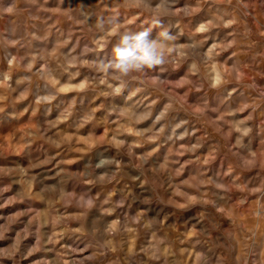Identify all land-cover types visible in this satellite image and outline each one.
<instances>
[{
    "label": "rangeland",
    "instance_id": "obj_1",
    "mask_svg": "<svg viewBox=\"0 0 264 264\" xmlns=\"http://www.w3.org/2000/svg\"><path fill=\"white\" fill-rule=\"evenodd\" d=\"M121 3L122 0H0V79L9 74L10 84L16 89L0 88V97H3L0 99V264H154L148 251L151 232L138 224L143 205L133 197L119 203L116 212L121 221L131 219L130 230L123 231L117 238L121 245L119 250L106 251L90 246L91 238L82 231L89 218H96L95 211L89 217L82 216L83 210L74 202L54 203L41 191L44 185L59 182L66 184L73 194L91 192L102 201L113 187L120 189L127 185L133 190L138 187L140 181L132 179L133 175H139L131 167L134 161L107 142L114 127L110 112L125 103L124 97L105 98L98 95V89L89 88L83 92H57L50 104H37L38 94L56 90L46 89L42 81L34 78L28 97L18 99L25 86H18L17 80L25 73L20 65L10 67L8 63L12 56L23 58L34 52L52 53L54 65L55 58L63 52L74 50L77 55L97 54L92 45L95 33L90 27L91 21L84 23L87 13L111 14L118 11L127 24L137 28L150 26V18L145 13L121 7ZM185 3L194 7L193 14L173 20L184 33L182 39L194 35L197 25L215 10L207 3L197 5V0H180L178 7ZM249 4L250 10L257 14L256 21L249 20L256 33L258 29H264V9L259 7V0H249ZM10 7L14 9L12 13L7 11ZM226 31L219 30V36L223 37ZM252 40L255 46L247 54L240 55L239 59L248 64L245 82L254 81L255 89L241 88L240 91L245 96H264V38L254 34ZM231 51L234 49L223 53L221 59L229 56ZM255 52L261 55L253 59ZM36 67H40V63ZM86 75H89L87 70H82L73 83H79ZM177 75L173 73L165 86L172 88L181 101L192 105L198 94L180 88L175 79ZM66 80L67 77L62 76L60 84H65ZM152 94L157 95L155 92ZM142 97L143 93L134 100ZM240 99L238 92L233 96V106ZM92 109H97L95 118L85 122ZM65 111L71 112L66 120L62 119ZM196 126L200 128L198 135L204 137V148L198 155L206 156L210 145H220L219 154L211 159L210 164L195 163L191 154L177 153L171 145H167L150 158L145 176L153 178L151 168L170 159L175 161L174 167L182 171L180 179L189 180L193 185L190 191L195 192L202 173L207 169L227 187L226 199L220 201L224 209L217 211L211 207H197L191 212H180L159 202L168 201L172 191L158 189L156 193H150L153 196L151 215L164 220L163 229L176 242L178 249H189V252L194 246L203 249L211 256L213 264H237L240 257L251 264L255 252L264 245V220L257 221L251 215L256 207L255 197H247V204L240 206L239 200L246 194L235 190L233 177L237 176V183L249 187L264 184V167L260 166V161H264V102L251 121L253 133L245 140V144L253 148L258 156L257 166L252 169L241 167L239 156L233 155L236 150H230L228 143L217 136L204 120L197 122ZM97 140V146L89 150L90 143ZM57 142H60V147L54 146ZM152 147L155 146L138 148L136 152L146 153ZM98 154L122 160L128 165L123 169L119 184L91 189L88 184L71 179V176L85 170L86 161H95ZM60 169H64L65 173L58 177L56 173ZM161 179L166 181L167 178ZM112 199L120 201L119 192ZM58 216L63 217L62 221H57ZM145 218L151 217L145 212ZM193 226L208 234L198 245L191 239ZM250 230L256 233L254 242L246 238ZM129 253L135 255L129 256ZM184 264H192V261L184 258ZM240 264H245V261H240Z\"/></svg>",
    "mask_w": 264,
    "mask_h": 264
},
{
    "label": "clouds",
    "instance_id": "obj_2",
    "mask_svg": "<svg viewBox=\"0 0 264 264\" xmlns=\"http://www.w3.org/2000/svg\"><path fill=\"white\" fill-rule=\"evenodd\" d=\"M204 3L215 10L197 25L195 34L187 39H182L184 33L173 20L191 16L194 11L192 5L185 3L178 7L180 0H122L121 7L145 13L150 18V26L137 28L127 24L118 11L111 14L87 13L84 23L91 21L90 27L95 33L92 45L97 54L77 55L74 50L63 52L55 58V65L52 53L34 52L23 58L12 56L8 61L10 67L20 65L25 73L17 80L18 86H25L19 92L18 99L28 97L34 78L42 81L46 89L56 90L38 94L35 101L37 104H50L57 92H83L89 88L98 89V95L105 98L123 96L125 99L124 104L117 105L110 112L114 127L107 142L130 161H134L131 167L139 175H133L132 179L140 181L138 187L135 190L127 185L120 189L113 187L102 201L91 192L73 194L66 184L59 182L41 188L54 203L74 202L76 207L83 210L82 216L89 217L95 211L96 218H89L87 226L82 229L91 238L90 246L106 251L120 249L117 238L123 231L130 230L132 221H121L116 212L119 203L131 196L143 205L144 210L140 213L138 224L151 232L152 240L148 251L154 264H184V258L190 259L192 264H213L211 256L203 249L194 246L189 252V249L176 247V242L163 229L164 220L151 215L153 196L150 193H156L158 189L171 190L173 195L169 200L159 202L180 212H191L197 207H211L221 211L224 205L220 201L226 199V185L205 169L197 190L190 191L193 185L187 179H180L183 173L174 167L175 161L170 159L151 168L153 178L145 176L150 158L167 145H171L177 153L191 154L195 163L210 164L211 159L219 154L220 145H210L206 156L198 155L204 148V137L198 135L200 128L196 126L200 120H204L217 136L226 141L230 150H236L233 155L239 156L241 167L252 169L257 166V152L248 147L245 140L253 133L251 121L264 102V96H245L240 91L241 88L255 89V82H245L248 64L242 62L239 56L247 54L255 46V41L252 40L254 34L264 38V29L253 32L249 20L256 21L257 14L250 10L249 0H197V5ZM259 7L264 9V0H259ZM7 11L12 13L14 9L10 7ZM223 29L228 31L220 37L218 32ZM33 38L38 39L35 36ZM233 49L229 56L221 59L223 53ZM260 55V52H255L253 59ZM37 63H40L38 68ZM82 70H87L89 75L79 83H73ZM173 73L178 74L175 79L180 88H187L198 94L192 105L181 101L172 88L165 86ZM62 76L67 77L63 85L60 84ZM10 80L11 76L4 74L0 79V88L16 91ZM153 92L157 95L153 96ZM238 92L241 99L233 106V96ZM142 93V99L134 100V97ZM209 93L216 95L210 96ZM74 105L75 100L72 101V106ZM96 111L97 109H92L85 122L93 120ZM245 112L248 114L243 115ZM70 115V111H65L62 119L66 120ZM184 141L188 143H181ZM98 143V140L90 143L89 150ZM148 145L155 147L146 153L136 152V149ZM54 146L60 147L61 144L57 142ZM126 166L128 165L122 160L98 154L95 161H86L85 170L71 176V179L86 183L91 189H103L119 184ZM260 166L264 167V161H260ZM64 173L65 170L60 169L56 175L60 177ZM141 177L144 179L141 180ZM161 177H166V181ZM237 180L238 177L234 176L233 187L246 194L239 200L240 206L247 204V197H255L256 207L251 215L257 221L264 220V184L249 187L247 184L237 183ZM117 192L120 201L112 199ZM145 212L151 218L146 219ZM62 219L63 217H57L58 222ZM192 232L191 239L197 245L208 235L205 230H197L195 226ZM255 236L254 230L246 234V238L253 242ZM134 255L135 253H129V256ZM240 261L247 264L244 257L238 258L237 264ZM251 264H264V245L255 252Z\"/></svg>",
    "mask_w": 264,
    "mask_h": 264
},
{
    "label": "bare ground",
    "instance_id": "obj_3",
    "mask_svg": "<svg viewBox=\"0 0 264 264\" xmlns=\"http://www.w3.org/2000/svg\"><path fill=\"white\" fill-rule=\"evenodd\" d=\"M108 148V147H107Z\"/></svg>",
    "mask_w": 264,
    "mask_h": 264
}]
</instances>
